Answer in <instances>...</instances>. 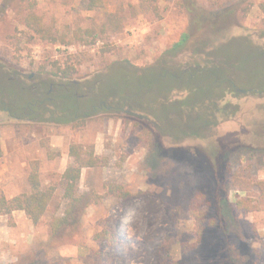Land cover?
Masks as SVG:
<instances>
[{
    "label": "rangeland",
    "instance_id": "rangeland-1",
    "mask_svg": "<svg viewBox=\"0 0 264 264\" xmlns=\"http://www.w3.org/2000/svg\"><path fill=\"white\" fill-rule=\"evenodd\" d=\"M194 1L205 19L194 22L184 0H158L157 12L142 11L138 0H103L95 9H87L85 0H0V168L8 165L19 175L15 182L0 179V198L29 192L35 169L43 185L56 187L37 223L24 210L0 214V264H158V251L178 264H211L212 215L205 205L190 210L187 204L202 179L170 160L152 168L140 137L145 126L152 128L149 120L115 109L116 103L154 113L168 133L159 138L164 147H239L228 158L226 242L235 264H264V200L258 210L235 207L239 197L256 198L257 181L264 180V93L253 92L264 90V0ZM30 15L58 33L78 31L83 40L66 45L40 39ZM184 33L186 43L168 51ZM196 62L206 65L187 77L174 75ZM57 65L75 72L62 80L54 75ZM61 81L70 82L77 114L64 124L48 112L61 97ZM208 99L225 107L209 109L208 125L205 106H181ZM192 128L204 139L185 135ZM71 143L92 146L106 161L81 171L78 189L95 193L96 202L52 232L54 216L68 219L60 178L73 162ZM24 166L27 171H20ZM108 182L144 193L119 200L105 194ZM105 221L114 225V246L93 239Z\"/></svg>",
    "mask_w": 264,
    "mask_h": 264
},
{
    "label": "trees",
    "instance_id": "trees-1",
    "mask_svg": "<svg viewBox=\"0 0 264 264\" xmlns=\"http://www.w3.org/2000/svg\"><path fill=\"white\" fill-rule=\"evenodd\" d=\"M158 0H138V5L140 9L144 12H157L158 10ZM184 6L188 12L194 13L193 19H205L204 13L199 11L194 0H184ZM85 5L87 9H95L103 5V0H85ZM260 10L264 13V1L259 3ZM242 11L246 13L249 9V5L241 7ZM40 18L36 15H30L27 17L28 22L32 23L31 27L35 35L43 40L49 42H56L60 44H71L76 41L83 40V36L78 31H73L71 33L52 30L49 26H44L41 24ZM188 39L187 33L181 35V37L174 41L168 51L178 49L182 47ZM205 63L196 62L193 69L183 68L180 71L176 70L175 76L179 75L181 77H187L193 75L197 68L205 67ZM171 69H169L170 71ZM172 71V70H171ZM75 72V68L71 65L61 67L57 65L54 75L59 78H68L69 75ZM172 75V74H171ZM66 80V79H62ZM232 80H228V85H230ZM58 89H61V97L50 101L54 104L53 111L48 109V112L54 115L55 120L58 123L64 124L66 122L76 121L77 114L74 108V102H72V96L69 94V89L66 86H70V82L61 81L57 83ZM233 84H231L232 86ZM234 90L231 89L232 93ZM263 89H255L253 92L262 94ZM224 92V91H223ZM233 93H236L234 91ZM66 99V103L59 106L60 99ZM222 97V94L221 96ZM217 99H208L207 102L190 104L186 101H182L181 106L184 108H190L191 105L195 107L205 106V124H209V119H211V113L209 109L214 107L217 111H225V107L221 106ZM43 107V103H42ZM40 109V111L44 108ZM115 109L125 110L132 115H137L138 118H145L149 120V124L145 126L141 132L140 137L142 141L147 144L149 148V160L151 167L155 168V165L165 160L172 161L173 164H180L185 170L190 171L195 176H199L202 179L201 189L196 190L189 198H187V204L190 210H195L200 206H206L209 214L212 215L210 222L215 226L216 231L214 235L216 236V241L213 242L212 246L209 248V253L206 255V260H210L211 264H235L229 252L228 243L229 241V225L228 219L230 217V209L228 205V198L226 194V178L231 172L230 159H228L232 154H234L239 147L226 148H209L205 145L194 144L192 146H177V147H164L159 141L160 135L168 134L163 130L158 122V118L154 113L145 111L141 106L132 107L127 104H115ZM42 110V111H43ZM57 111V113L55 112ZM85 121L80 120L79 124L83 125ZM128 122V119L125 121ZM203 124V123H202ZM202 132L196 131L192 128L188 134L185 135H195V139H204L201 134ZM68 154L72 157L73 162L68 165L61 174V185L64 190L63 197L67 199V209L66 216L64 217L54 216L50 226L52 232H57L58 229L70 219L71 216L79 215L84 208H86L92 202H96L95 193L92 192H80L78 189L79 180L81 177V171L84 167H97L106 161L105 157L98 156L92 146H85L81 143H71L68 148ZM2 156V149L0 148V157ZM28 181L30 185V191L26 193L18 194L11 199H6L5 197L0 198V214H7L11 217L14 210L20 209L24 210L27 217L33 222L37 223L40 218L46 212L53 195L55 193L56 187L52 184L43 185L39 179L38 171L31 170L28 175ZM258 186V196L252 198L250 196L239 197L235 201V207L237 209L243 210H258L260 208V203L264 200V180L257 181ZM105 194L108 196L116 197L119 200H129L134 197L142 195L144 192L138 191L136 193L131 192V190L124 187L122 184L117 182H108L104 184ZM243 190L247 188H242ZM76 216H74V219ZM203 217L198 218L197 222H201ZM201 229V227H200ZM201 231L198 233L201 236ZM93 239L96 241H106L108 244L114 246L116 245L117 236L114 229V225L110 221H105L102 229L95 232ZM157 253V252H156ZM221 262V263H220ZM223 262V263H222ZM158 264H178L174 260H167L163 256L162 252L158 251Z\"/></svg>",
    "mask_w": 264,
    "mask_h": 264
},
{
    "label": "crops",
    "instance_id": "crops-1",
    "mask_svg": "<svg viewBox=\"0 0 264 264\" xmlns=\"http://www.w3.org/2000/svg\"><path fill=\"white\" fill-rule=\"evenodd\" d=\"M25 168H21L19 169L20 171L22 169H24V171L26 172L27 170V167L24 166ZM18 170V171H19ZM19 176L18 174L16 175V170L13 168V170L10 171V168L8 167V165H2L1 168H0V179L1 180H5V181H11V182H15L16 179H18ZM22 183L21 184H24L25 185V179H24V175H22V178H20ZM23 179H24V182H23ZM21 213H23L22 210H14L12 212V215L13 216H16V215H21Z\"/></svg>",
    "mask_w": 264,
    "mask_h": 264
},
{
    "label": "flooded vegetation",
    "instance_id": "flooded-vegetation-1",
    "mask_svg": "<svg viewBox=\"0 0 264 264\" xmlns=\"http://www.w3.org/2000/svg\"><path fill=\"white\" fill-rule=\"evenodd\" d=\"M0 102L4 104L3 101H0ZM40 103H44V102H43L42 100H40ZM4 109H5L7 112H9V108H8V107H5V106H4ZM24 115H25V112H23L22 114H20V117H24Z\"/></svg>",
    "mask_w": 264,
    "mask_h": 264
}]
</instances>
